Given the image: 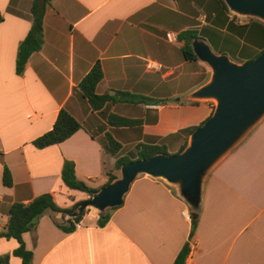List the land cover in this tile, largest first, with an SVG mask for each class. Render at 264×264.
<instances>
[{"label":"crops","instance_id":"1","mask_svg":"<svg viewBox=\"0 0 264 264\" xmlns=\"http://www.w3.org/2000/svg\"><path fill=\"white\" fill-rule=\"evenodd\" d=\"M31 3L0 0V230L14 203L49 193L68 210L90 198L64 184V162L73 164L78 181L99 190L108 172L119 175L116 159L139 144L178 152L184 130L212 112L210 102L188 103L195 102L187 97L209 80L210 70L184 58L180 33L207 27L222 34L220 45L229 40L239 47L219 54L236 63L244 43L221 26L224 17L214 0H52L42 20V46L18 75L16 55L31 26ZM96 62L103 78L95 92L114 99L101 111H93L78 91ZM61 109L81 128L59 144L36 148L33 141L52 128ZM113 116L139 124L117 126ZM110 142L119 146L115 154ZM3 165L11 187L2 184ZM182 210L189 212L173 188L140 176L105 226L80 225L66 233L46 213L22 240L32 253L30 264H173L186 243L185 264H264V120L205 179L191 239V220ZM17 247L15 239L0 237V259L21 264L13 255Z\"/></svg>","mask_w":264,"mask_h":264},{"label":"water","instance_id":"2","mask_svg":"<svg viewBox=\"0 0 264 264\" xmlns=\"http://www.w3.org/2000/svg\"><path fill=\"white\" fill-rule=\"evenodd\" d=\"M222 1L231 14L264 23V0ZM191 49L196 59L209 68L210 78L187 98L195 102L214 101L211 115L190 133L180 153H158L122 165L113 181L94 192L76 210L56 213L61 224L88 209L105 214L121 206L130 186L140 176L161 180L173 188L188 206L191 220L198 218L209 173L264 120V51L250 61L236 63L225 54H215L201 38L192 39Z\"/></svg>","mask_w":264,"mask_h":264},{"label":"trees","instance_id":"3","mask_svg":"<svg viewBox=\"0 0 264 264\" xmlns=\"http://www.w3.org/2000/svg\"><path fill=\"white\" fill-rule=\"evenodd\" d=\"M51 1L52 0H32L30 6L31 26L26 37L19 43L16 55L15 71L18 75L22 73L30 55L39 51L42 46V20L45 8L47 5L51 4ZM214 1L218 6V15L224 17V21L220 22L221 26L224 27L226 24L225 29L229 33L242 39L244 42L240 50L239 58L236 61L239 63H245L254 59L257 55L264 51V23L254 19H249L244 23H238L237 17L230 14L222 0ZM2 20L3 19L0 14V23ZM217 21H219V19ZM205 29L206 31H204ZM199 33L201 37L208 38L210 40H214L215 35H217L216 31L211 32V30L207 27L202 28ZM219 34L217 35V38L219 37ZM195 37H197V33L189 31L182 32L177 36V39L183 42L181 50L186 60L196 59V56L193 54L191 49V41ZM238 47L239 45L234 46V44L228 40L227 45L220 53H233V51H236ZM102 78L103 72L101 65L99 62H96L78 85V91L81 97L87 101L93 111H101L105 105L114 101V99H112L108 94H96V86L102 80ZM133 98L141 99L140 97ZM188 103L191 105L197 104L196 102ZM112 119L118 120L116 123L117 126H133L138 123V121L123 118L120 119L114 116ZM197 127L184 130V133L186 134V140L177 153H180L186 147L188 136ZM80 128L81 126L77 120L66 109H61L52 128L42 136L35 139L33 141V145L38 149H43L48 146L59 144L72 136ZM150 141L154 142L156 139L151 138ZM109 145H111V152L115 154L119 149L118 144L115 143L112 147L113 144L110 142ZM158 153L169 155L165 146L156 145L154 143L139 144L137 145L135 151L116 159L115 169L119 170L122 165H125L131 161H136L142 158L148 159ZM106 175L107 182L105 185L116 178V175L111 172H108ZM61 178L69 189L85 192L89 195V197H91V195L97 191V189L88 188L83 182H80L75 178L74 167L71 162H64ZM2 184L6 187H11L12 185L10 172L5 165H3ZM82 202L76 203L67 211L76 210ZM117 208L118 207L110 209L105 214L96 213V217L93 219L87 217L90 210H86L76 218L67 221V223L63 225L54 217V215L65 210H62L56 206L54 202V196L52 194L46 193L35 197L27 204H12L7 211V223L5 224L4 228L0 230V237L6 239H15L18 243V247L13 251V255L20 258L21 264H30L32 260V253L25 248L22 235L35 228L36 222L40 216L49 213L56 226H58L64 232L70 233L80 225L87 226L92 224L96 227L105 226L110 217L109 212ZM196 223V220H191V231L189 235L190 239L194 235ZM189 253L190 246L189 243H186L179 251L173 264H185ZM0 264H7V259H0Z\"/></svg>","mask_w":264,"mask_h":264},{"label":"rangeland","instance_id":"4","mask_svg":"<svg viewBox=\"0 0 264 264\" xmlns=\"http://www.w3.org/2000/svg\"><path fill=\"white\" fill-rule=\"evenodd\" d=\"M231 14V13H230ZM233 15V14H232ZM235 16V15H234ZM237 17V16H236ZM247 20H249V18H241V17H237V22L238 23H244V22H246ZM199 31H200V28H199ZM204 31H206V29L204 30ZM202 36H203V34H202ZM222 34H219V37L217 38V35H215V37H214V40L212 39V40H210V39H208V38H202L201 36H200V33L199 32H197V38H201V39H203L207 44H208V46L210 47V49L215 53V54H219L220 52V50L221 49H223L226 45H224L225 43H223V45H220V40H221V38H222ZM225 55H227V54H225ZM228 56V55H227ZM229 57V56H228ZM229 59H231L230 57H229ZM210 105H211V109H212V111H213V109H214V107H215V102L214 101H210ZM188 140V139H187ZM112 147H113V145H112ZM133 151H135V150H133ZM118 171L119 170H117V174H118ZM87 200V199H86ZM88 210H90V211H93V210H91V209H88ZM189 212H190V210H189Z\"/></svg>","mask_w":264,"mask_h":264},{"label":"built area","instance_id":"5","mask_svg":"<svg viewBox=\"0 0 264 264\" xmlns=\"http://www.w3.org/2000/svg\"><path fill=\"white\" fill-rule=\"evenodd\" d=\"M166 39H167L168 41H174V40H175V36H174V34H172V33H168V34H166ZM181 216H182L183 218H185L186 220H188V221L191 220V218H190V213H189L188 211H186V210H182V211H181Z\"/></svg>","mask_w":264,"mask_h":264}]
</instances>
